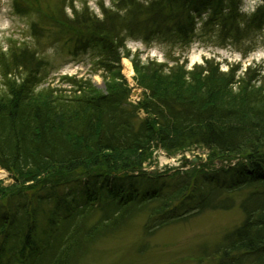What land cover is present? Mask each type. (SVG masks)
<instances>
[{
	"label": "trees",
	"instance_id": "1",
	"mask_svg": "<svg viewBox=\"0 0 264 264\" xmlns=\"http://www.w3.org/2000/svg\"><path fill=\"white\" fill-rule=\"evenodd\" d=\"M113 0L59 18L70 54L91 53L104 74L47 85L49 65L20 48L0 56V264H75L89 243L148 210L153 233L240 201L244 221L228 234L214 264H264V69L222 71L207 60L144 62L133 57L143 96L130 101L121 58L128 41L189 48L206 33L217 46H257L264 0ZM144 114L142 117L141 114ZM201 147L208 161L185 171L145 170L154 150ZM96 218V222H93Z\"/></svg>",
	"mask_w": 264,
	"mask_h": 264
},
{
	"label": "rangeland",
	"instance_id": "2",
	"mask_svg": "<svg viewBox=\"0 0 264 264\" xmlns=\"http://www.w3.org/2000/svg\"><path fill=\"white\" fill-rule=\"evenodd\" d=\"M243 3V10L252 12L262 5L263 0H243ZM101 4L111 8L113 0H0V56L4 54L9 60L15 48L37 53L38 59L49 65L47 85L71 88L66 81L75 77L92 80L104 90V73L94 67L97 59L86 52L71 55V47L66 45L67 38H63L64 34L57 27L59 18L71 24L75 14H82L86 9L102 18ZM260 36L258 34L257 46L251 52L243 46H217L210 33L189 48H171L160 43L147 45L130 40L127 49L131 57L124 56L119 64L121 74L131 89L130 101L137 103L143 96L137 85L133 57L139 56L144 62L155 60L171 65L174 58H180V63H188L189 70L211 60L219 63L225 72L240 67L239 76L243 77L249 68L256 71L264 69V38ZM2 73L0 69V83ZM141 115L144 117L143 113ZM208 156L209 151L201 147L175 155L158 149L153 151L151 161L144 168L159 174H167L171 170L185 171L193 164H205ZM0 182L3 186L14 184L10 174L3 169H0ZM238 201L229 211H206L170 223L152 234L145 231L148 210L136 211L119 230L109 231L89 243L75 264H214L219 258L218 250L223 239L244 221L240 207L242 199Z\"/></svg>",
	"mask_w": 264,
	"mask_h": 264
},
{
	"label": "bare ground",
	"instance_id": "3",
	"mask_svg": "<svg viewBox=\"0 0 264 264\" xmlns=\"http://www.w3.org/2000/svg\"><path fill=\"white\" fill-rule=\"evenodd\" d=\"M130 68V67H129ZM131 69V68H130ZM131 71V70H130ZM132 72V71H131Z\"/></svg>",
	"mask_w": 264,
	"mask_h": 264
}]
</instances>
